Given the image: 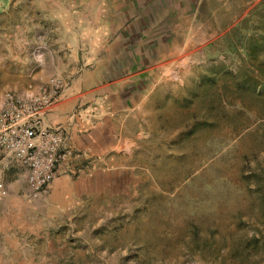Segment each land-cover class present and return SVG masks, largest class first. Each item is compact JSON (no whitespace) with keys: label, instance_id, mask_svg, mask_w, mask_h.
<instances>
[{"label":"rangeland","instance_id":"rangeland-1","mask_svg":"<svg viewBox=\"0 0 264 264\" xmlns=\"http://www.w3.org/2000/svg\"><path fill=\"white\" fill-rule=\"evenodd\" d=\"M55 1L6 0L0 25L46 31L41 72L67 85L49 62ZM115 1L125 42L150 41L102 65L136 79L124 146L35 201L0 169V264H264V0H174L168 28L147 0Z\"/></svg>","mask_w":264,"mask_h":264},{"label":"crops","instance_id":"crops-1","mask_svg":"<svg viewBox=\"0 0 264 264\" xmlns=\"http://www.w3.org/2000/svg\"><path fill=\"white\" fill-rule=\"evenodd\" d=\"M5 1L0 0V21L13 14L5 11ZM115 2L109 0V7L104 0H70V12L57 6L60 3L57 0L54 3L53 29L61 33L51 39L53 55H50L49 62L53 67L52 73L63 75L68 82L45 114L44 124L61 127L66 143L91 158L95 165L112 164L124 146L119 135L121 110L130 106V99L125 96L131 94L128 91L136 80L131 76L124 77L122 82L119 78L112 79L102 65L122 63L130 51L136 52L138 46L147 50L150 45L149 40L143 45L139 44L140 39L125 42V36L118 31L124 18L117 14L113 17L111 12L113 8H121V5H114ZM147 3L164 16L163 20L160 19L162 24L167 28L173 26L174 0H147ZM126 6L124 4L123 8L128 10ZM42 18L46 20V17ZM133 18L138 21L140 17ZM142 18L150 23V16ZM31 26L29 23L24 27V37L18 39L20 27L15 22L6 27L0 25V105L6 91L21 94L26 91L24 85L29 84L32 85L31 90L37 91L45 83V73L41 71L48 62L47 33L41 28L36 32ZM35 35L38 38L35 39ZM142 36H145V31ZM35 47L37 55H34ZM79 63L86 67L79 70ZM13 166L15 163L11 157L0 151V169L10 174L11 177L7 178L17 175Z\"/></svg>","mask_w":264,"mask_h":264},{"label":"built area","instance_id":"built-area-1","mask_svg":"<svg viewBox=\"0 0 264 264\" xmlns=\"http://www.w3.org/2000/svg\"><path fill=\"white\" fill-rule=\"evenodd\" d=\"M66 83L52 75L37 91L3 93L0 105V151L21 168L24 196L35 201L55 178L77 177L90 165L91 159L68 145L59 126L44 124L49 108L58 100ZM7 190L0 183V196Z\"/></svg>","mask_w":264,"mask_h":264}]
</instances>
